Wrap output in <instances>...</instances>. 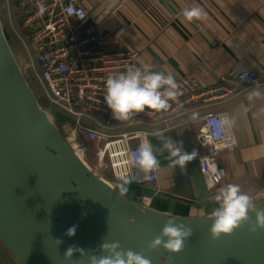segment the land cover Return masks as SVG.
Segmentation results:
<instances>
[{
	"label": "clouds",
	"instance_id": "9594fccd",
	"mask_svg": "<svg viewBox=\"0 0 264 264\" xmlns=\"http://www.w3.org/2000/svg\"><path fill=\"white\" fill-rule=\"evenodd\" d=\"M40 11H44L43 7ZM182 14L183 18L189 22L203 19L206 16L205 11L198 6L186 7ZM178 95V84L173 74L164 69L154 70L147 63L129 66L125 71L109 75L105 80L104 100L111 109L114 119L119 121H126L135 113L143 112L145 108L156 112L168 110L170 101H174ZM261 95L264 93L253 89L248 93V99L251 100ZM191 117L195 120L197 113L193 112ZM219 123L225 128H230L235 124V120L230 115H221ZM152 135L161 142L158 151L167 152L173 168L179 166L183 171L187 162L196 156L195 151L186 152L182 142L166 137L162 130H155ZM156 151L149 141L142 140L135 150L128 153L131 167L118 178L119 183L116 185L120 196L127 197L128 186L132 179H136L135 176L131 178L129 176L133 169L146 174L159 166ZM214 200L217 206L209 213L212 222L208 228L212 239H219L222 235H231L236 228L245 223L249 225L250 232L264 229V209H258L256 207L258 200L243 191L240 185L229 183L220 187ZM140 210L145 211L143 208ZM249 213L254 214V222ZM75 231L76 227L71 226L66 230L65 235L72 237ZM192 234V228L189 225L178 223L174 216H169L160 234L150 241L148 247L157 249L162 246L169 252H179L184 249L185 241ZM56 241L58 245L63 242L58 238ZM99 247L106 254L89 255L88 264H151V261L141 253L122 249L117 241L103 242ZM76 252L81 253V257L84 256V249L76 245H70L63 256L71 260Z\"/></svg>",
	"mask_w": 264,
	"mask_h": 264
}]
</instances>
